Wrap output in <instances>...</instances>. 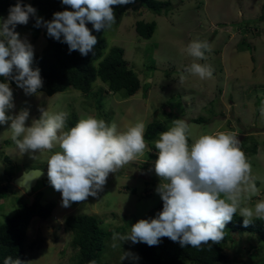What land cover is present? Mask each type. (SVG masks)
<instances>
[{
  "label": "rangeland",
  "instance_id": "rangeland-1",
  "mask_svg": "<svg viewBox=\"0 0 264 264\" xmlns=\"http://www.w3.org/2000/svg\"><path fill=\"white\" fill-rule=\"evenodd\" d=\"M169 1L171 9L160 14L142 5L128 8L111 28L100 34L107 44L104 53L113 46L123 49L129 67L140 79L141 88L136 94L125 97L121 91H109L97 95L98 88H106L97 80L89 94L70 88L52 95L42 90L25 95L3 77L13 92L15 105L6 115L14 116L27 109V127L41 117V109L49 114L65 112L68 121L78 122L91 116L109 125L115 123L120 132L137 122H143L146 128L154 121L162 122L167 131L174 119H180L190 127L189 145L203 134L235 133L259 189L250 200H243L242 206L254 209L258 201L264 200V116L260 111L264 107V20L261 19L264 0ZM31 2L25 0V5L32 6ZM7 16L8 13L0 14V18ZM36 17L44 20L38 11ZM136 20L156 22L150 38L138 36ZM18 33L33 46L34 54L47 44L42 34L33 38L28 28ZM194 40L210 44L206 59L194 60L185 51ZM193 62L209 65L213 70L211 78L201 80L187 73L185 69ZM196 117L205 121H192ZM10 125L11 121L0 125V185L7 186H0L3 193L0 223L7 221L24 203L28 205L33 200L40 204L54 203L48 218L34 217L29 223L24 242L28 264H73L76 249L70 244L72 232L66 228L64 219L78 214H92L99 220L105 233L99 259L109 264H139L138 243L119 237L113 240V234H130L131 225L140 219L155 218L163 209V201L156 192L161 181L154 171L158 158L154 142L160 133L152 141L145 140L142 155L116 173H110L97 196L73 202L66 208L62 206L61 193L49 184L48 176L38 181L31 193L1 181L9 160L16 176L30 168H39L47 174L48 158L60 151L57 144L50 152L37 153L36 159L29 152L22 154L12 139ZM64 130L67 131L66 127ZM225 231L229 236L223 243L227 258L218 264H248L264 258V241L255 233L228 226ZM124 252L131 255L121 261Z\"/></svg>",
  "mask_w": 264,
  "mask_h": 264
},
{
  "label": "clouds",
  "instance_id": "clouds-1",
  "mask_svg": "<svg viewBox=\"0 0 264 264\" xmlns=\"http://www.w3.org/2000/svg\"><path fill=\"white\" fill-rule=\"evenodd\" d=\"M134 2L62 0V4L72 10L55 12L51 20L45 21L36 17L37 10L30 4L22 5L17 0L9 8L7 18H0V77L14 81L25 95H35L43 87L39 68L33 70L31 67L36 55L33 46L20 38L19 30L15 31L17 25H27L30 16L36 17V27L46 28L49 37L66 43L69 53L78 51L81 56H88L98 41L86 23H91L97 32L105 31L116 20L113 6ZM105 49L100 59L108 53H104ZM185 51L194 60H204L211 46L207 41L194 40ZM185 71L201 80L211 78L213 73L209 65L196 62ZM106 88H103L104 92L108 93ZM14 107L9 83H0V125L11 121L12 139L19 151L22 154L29 152L36 159L37 153L50 152L59 145L60 151L47 160V176L49 184L61 193L62 206L66 208L73 202H84L90 196H97L110 173H116L135 160L146 148L143 122L120 132L115 123L109 125L103 119L89 116L65 131L68 121L65 112L49 114L41 109V117L26 127L27 109L14 116L6 115ZM260 111L264 116V107ZM189 135V125L180 119H174L169 130L160 132L159 139L154 142L158 150L154 171L161 181L156 192L163 201V209L155 218L140 219L131 225L130 234L120 236L114 233L113 240L119 237L134 244L142 242L156 246L161 238L167 237L181 247L200 249L210 242L219 244L223 240L226 225L237 211L243 218V227H249L254 216L264 219V200L258 201L254 209L242 206V201L250 200L259 189L235 133L203 134L191 145ZM13 179L11 184L15 185ZM130 255L124 252L121 261ZM4 264L22 262L9 256Z\"/></svg>",
  "mask_w": 264,
  "mask_h": 264
},
{
  "label": "trees",
  "instance_id": "trees-1",
  "mask_svg": "<svg viewBox=\"0 0 264 264\" xmlns=\"http://www.w3.org/2000/svg\"><path fill=\"white\" fill-rule=\"evenodd\" d=\"M25 5V0H20ZM17 0H0V14L9 13V8L14 6ZM32 6L42 14L45 21L53 18L55 12L72 9L70 6L62 4V0H32ZM142 5L147 10L156 14L168 12L171 9L169 0H135L134 3L127 5L113 6L116 20L124 13L127 8ZM264 20V14L261 16ZM36 17L30 16L27 25H17L15 31L22 28H28L33 37H38L40 27H36ZM92 34L97 37V45L88 56H81L78 51L69 53L66 43H61L47 35L45 27L42 28V34L46 39V46L43 50L34 55L31 67L33 70L39 68L43 79V87L38 91H45L48 95L56 92H62L74 88L83 94L92 92L93 83L100 80L105 83L107 91H121L125 97H131L136 94L140 88V79L128 66L124 58L123 49L119 46H113L108 53L100 59L103 49L107 44L101 31L97 32L91 23H86ZM156 27V22L137 20L135 30L139 37L148 39L152 36ZM243 42V41H241ZM98 61V62H96ZM9 81V80H8ZM5 82L0 77V83ZM12 86H17L14 81H9ZM102 88L96 90V94L104 92ZM102 94V93H101ZM203 122L202 117L195 118L196 122ZM77 121L72 119L66 121L67 130L75 126ZM165 125L162 122L154 121L147 124L144 131V139L151 141L158 133L164 131ZM7 160V157L4 159ZM9 166L4 169V175H1L3 182H12L16 177L14 165L11 160L7 162ZM1 187H7L0 185ZM3 193L0 192V196ZM163 207V203H162ZM54 203L48 202L40 204L38 200H33L30 204L25 203L7 221L0 223V264H4L6 257H12L13 260L20 259L22 264H28L25 255L24 242L30 221L34 217L46 219L51 215ZM243 218L239 213L234 215L231 222L226 226L235 229L251 231L264 241V219L253 217V223L249 227L242 226ZM64 224L72 232L71 246L76 249L73 264H109L99 259L101 256L105 237L104 231L100 228L99 220L92 214L68 215L64 219ZM229 236L224 231L223 240L219 244L204 245L197 249L190 246L181 247L178 242H173L169 238H161V242L156 246H148L146 243L136 245V253L139 264H218L227 258L224 253V241ZM231 240V239H230ZM223 242V243H222ZM264 264V258H256L252 263Z\"/></svg>",
  "mask_w": 264,
  "mask_h": 264
},
{
  "label": "water",
  "instance_id": "water-1",
  "mask_svg": "<svg viewBox=\"0 0 264 264\" xmlns=\"http://www.w3.org/2000/svg\"><path fill=\"white\" fill-rule=\"evenodd\" d=\"M47 174L39 168H30L21 172L13 179V183L24 189L26 193H30L38 181L46 178Z\"/></svg>",
  "mask_w": 264,
  "mask_h": 264
}]
</instances>
